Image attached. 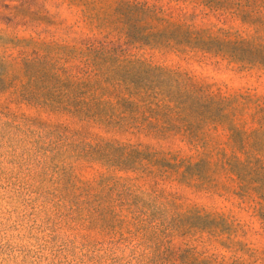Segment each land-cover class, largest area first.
Here are the masks:
<instances>
[{
	"label": "rangeland",
	"instance_id": "374dc122",
	"mask_svg": "<svg viewBox=\"0 0 264 264\" xmlns=\"http://www.w3.org/2000/svg\"><path fill=\"white\" fill-rule=\"evenodd\" d=\"M0 264H264V0H0Z\"/></svg>",
	"mask_w": 264,
	"mask_h": 264
},
{
	"label": "trees",
	"instance_id": "16d2710c",
	"mask_svg": "<svg viewBox=\"0 0 264 264\" xmlns=\"http://www.w3.org/2000/svg\"><path fill=\"white\" fill-rule=\"evenodd\" d=\"M133 7L134 6H131L130 9L143 10L145 8V4L136 5L134 8ZM181 42H185L186 44L193 46H201L203 44H206V41L201 36L193 37L192 34L188 32L183 34V39Z\"/></svg>",
	"mask_w": 264,
	"mask_h": 264
}]
</instances>
